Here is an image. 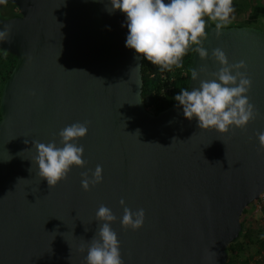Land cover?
Masks as SVG:
<instances>
[{
	"label": "water",
	"instance_id": "1",
	"mask_svg": "<svg viewBox=\"0 0 264 264\" xmlns=\"http://www.w3.org/2000/svg\"><path fill=\"white\" fill-rule=\"evenodd\" d=\"M9 2L20 15L0 16V31L10 25L0 49L17 56L0 100V264H87L105 223L101 205L117 217L124 264H226L245 208L264 190V29L224 27L217 36L207 23L208 57L194 52L199 79L190 74L189 91L222 67L216 48L230 64H247L240 71L252 80L247 95L258 115L220 133L187 119L179 102L146 109L143 57L126 47V14L109 12L110 0ZM76 122H90L74 141L87 163L50 188L34 142L62 147L59 132ZM97 165L103 181L86 191L82 173L92 177ZM125 207L145 211L143 227L122 225Z\"/></svg>",
	"mask_w": 264,
	"mask_h": 264
},
{
	"label": "clouds",
	"instance_id": "2",
	"mask_svg": "<svg viewBox=\"0 0 264 264\" xmlns=\"http://www.w3.org/2000/svg\"><path fill=\"white\" fill-rule=\"evenodd\" d=\"M6 3L7 0H0V4ZM110 4L109 12L121 10L126 14V47L159 66L161 71H171L173 66L182 67V59L193 45L202 59L207 58L208 50L203 46L207 37L204 17L218 21L215 30L219 36L234 11L233 0H170V3H165V0H110ZM9 34L10 25H6L0 31V40L8 39ZM212 57L222 66L212 73L215 78L200 81V86L192 91L183 88L175 100L183 106L184 116L189 120L195 118L201 129L211 128L220 133L235 131L236 128L245 129L258 115L256 106L247 95L252 80L247 72L240 71L247 64L243 60L230 64L221 48L214 49ZM191 77L192 80L199 79V72L194 69ZM89 123L76 122L63 128L59 132L62 147H58L54 141L34 142L38 151L34 157L38 164V175L47 180L50 188L67 180L73 165H86L84 148L74 141L87 135ZM257 135L260 148L264 149V133ZM82 175L85 177L82 187L90 190L103 181V167L97 165L92 177L88 173ZM120 203L124 205L125 201L122 199ZM96 216L105 223L88 246L87 264H124L118 235L111 227V222H115L117 217L104 205L99 207ZM144 222L143 209L133 212L128 207L124 208L122 225L125 228L138 230Z\"/></svg>",
	"mask_w": 264,
	"mask_h": 264
},
{
	"label": "trees",
	"instance_id": "3",
	"mask_svg": "<svg viewBox=\"0 0 264 264\" xmlns=\"http://www.w3.org/2000/svg\"><path fill=\"white\" fill-rule=\"evenodd\" d=\"M7 4H9V9L13 11L14 14L17 6L12 2L6 3L5 6H7ZM248 7H250V11L244 23H227L226 27L252 26L253 23L258 22L259 19H264V1L260 2L259 0H233L234 11L231 16L236 17L242 15ZM204 19L206 24L216 25L218 22L209 19L207 16H205ZM195 47V45L190 47L187 54L183 57L182 67L173 66L171 71H161L159 66L153 65L143 58L142 98L147 110L154 114H158L178 103V101L175 100V96L179 94L183 88H188ZM16 63V55L0 49V100L4 84ZM1 118L2 115L0 112V120ZM250 205H252V203ZM248 211L247 207L243 214ZM251 219L253 218L249 217L242 221L240 235L228 245V258L226 264H264V208L262 217L258 221Z\"/></svg>",
	"mask_w": 264,
	"mask_h": 264
},
{
	"label": "rangeland",
	"instance_id": "4",
	"mask_svg": "<svg viewBox=\"0 0 264 264\" xmlns=\"http://www.w3.org/2000/svg\"><path fill=\"white\" fill-rule=\"evenodd\" d=\"M259 1L263 2L264 0H259ZM249 11H250V7H248V9H246L245 12L242 15H239V16H236V17L231 16L228 24H230V23H244L247 20ZM252 26H256V27H260V28L264 29V19H261V20L259 19V21L256 22V23H253ZM248 210L249 211L247 213L242 214V218H241L242 221L244 219L249 218V217L253 218L251 220H257L258 221L262 217V213L261 212H255L254 206H252V205L248 206Z\"/></svg>",
	"mask_w": 264,
	"mask_h": 264
},
{
	"label": "flooded vegetation",
	"instance_id": "5",
	"mask_svg": "<svg viewBox=\"0 0 264 264\" xmlns=\"http://www.w3.org/2000/svg\"><path fill=\"white\" fill-rule=\"evenodd\" d=\"M9 4H7V6H3L1 9H0V16L4 19L6 18H10V17H14V16H19L20 13L19 11L16 9L14 14H13V11H10L9 9ZM3 14V15H2Z\"/></svg>",
	"mask_w": 264,
	"mask_h": 264
},
{
	"label": "built area",
	"instance_id": "6",
	"mask_svg": "<svg viewBox=\"0 0 264 264\" xmlns=\"http://www.w3.org/2000/svg\"><path fill=\"white\" fill-rule=\"evenodd\" d=\"M252 206H254L255 212H261V213L263 212V208H264V190L260 194L259 198L252 203Z\"/></svg>",
	"mask_w": 264,
	"mask_h": 264
}]
</instances>
